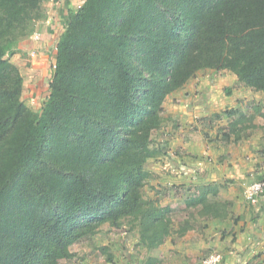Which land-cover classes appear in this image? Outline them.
<instances>
[{"label":"trees","instance_id":"obj_1","mask_svg":"<svg viewBox=\"0 0 264 264\" xmlns=\"http://www.w3.org/2000/svg\"><path fill=\"white\" fill-rule=\"evenodd\" d=\"M41 3L0 0V264H59L104 224L125 221L150 250L226 218L224 183L195 184L175 211L146 197V162L159 154L151 135L166 119V97L197 71L228 70L264 92V0H83L60 28L35 111L9 56L42 17ZM252 106L264 128L262 105ZM223 113V138L253 132L242 109ZM141 264L159 262L149 255Z\"/></svg>","mask_w":264,"mask_h":264},{"label":"rangeland","instance_id":"obj_2","mask_svg":"<svg viewBox=\"0 0 264 264\" xmlns=\"http://www.w3.org/2000/svg\"><path fill=\"white\" fill-rule=\"evenodd\" d=\"M82 1L42 0V17L30 21L27 35L21 39L16 50L9 56L10 61L18 67L23 77L21 98L28 107L35 111H40L46 100L48 82L54 68L53 53L56 51L60 28H63L67 23L69 13L76 10ZM49 29H57V32L50 34ZM35 34H37V38H34ZM232 75L228 71L212 70L203 74V77L209 80H213L214 77H218L220 80L218 91L215 93L216 101L219 103L218 107L227 109L228 106L223 104L225 101L222 102V100L229 96L231 90L230 94L236 91L235 97H240L241 104L236 108L250 112L254 110L252 106V102H254L262 105L264 110V94L246 87L239 89L242 85L238 84L236 80L233 81ZM193 100L191 98V102ZM204 101L203 103H207V98ZM179 103L180 101L175 102L173 99L172 102L165 99L163 103V115L166 119L163 125L151 135V147L158 149L159 154L149 158L146 162L150 176L144 187L146 197L155 199L162 205L167 202L171 203L175 208H179V205L183 206L179 201L181 197L185 196V193L194 192L195 184L191 182V175L203 174L201 157H205V155L199 154L200 149L197 151L202 146L201 139L207 144L212 143L218 139L216 136L218 130L223 132L227 125L223 120V117L226 116L223 113L225 109L221 111L219 117L205 118L203 122L200 120L204 116L200 114L193 117V121L190 122H185L184 119L178 120L174 117V113H177L178 118L182 117L179 116L181 113L178 110ZM189 105L190 102L185 106ZM259 117V115L255 117V121L259 120ZM220 118L222 119L220 120ZM226 119L228 120V118ZM221 139L225 141V138ZM230 149L232 152L235 151L234 147L228 148V146L222 151L226 152ZM218 153V151H214V155H221ZM208 157L206 160L211 163L212 161ZM179 176L182 177L180 180L182 182L176 180L179 179ZM252 180L253 178L248 176L246 180L240 181V185H237L236 192L242 193L243 198V185L252 182ZM224 185L227 187V180L224 181ZM220 196L218 195L220 198L224 197ZM101 247H104L105 250H102ZM70 248L73 256L70 259L60 260L59 264H123L124 262L141 264L146 261L150 252V250L137 245V235L134 231L132 233L128 231L125 221L121 227L104 224L94 235L75 242ZM109 256L112 260L108 259ZM162 262L159 264L166 263V261Z\"/></svg>","mask_w":264,"mask_h":264},{"label":"crops","instance_id":"obj_3","mask_svg":"<svg viewBox=\"0 0 264 264\" xmlns=\"http://www.w3.org/2000/svg\"><path fill=\"white\" fill-rule=\"evenodd\" d=\"M56 32L57 29H49L50 34ZM208 70L211 69L197 71L182 88L173 91L166 97V101L172 102V99L175 102L180 101L178 110L181 112L179 116L182 117L178 118L177 113H174L176 119H184L185 122H190L193 117H197L200 114L204 116L200 120V122H203L205 118L212 119L213 114H221V111L225 109L218 107L219 103L215 98V93L218 91L219 78L214 77L213 80H209L203 77V74ZM221 71L225 72L228 70H219V72ZM231 77L233 81L236 80L234 74ZM244 87L246 86L242 85L239 89ZM246 88L252 90L249 87ZM230 92L229 96L222 100V102L225 101L223 104L228 106L227 109L235 108L241 104L240 97H235L237 95L236 91L231 94ZM255 92L264 94L261 91ZM191 98L194 99L192 102ZM206 98L207 103H203ZM189 102L190 105L188 107L185 106ZM262 111L264 112L263 108ZM182 113L183 115H181ZM244 113L253 116V132L237 141L233 137L225 139V141L224 139L222 140L219 130L216 135L218 139L212 143L207 144L202 142L201 139L200 144L202 146L197 151L200 149L198 151L199 154L205 155V157H201L203 174L196 173L191 175L190 178L194 184L209 182L223 184L227 180L229 186L227 185L226 187L223 184L218 190V195H223V199H227L231 203L228 216L224 219L210 218L204 221V227L201 230L190 229L182 236H177L176 233L169 235L161 245L150 249L149 255L155 257L159 263L166 261L169 264H201V260L207 254L217 251L222 256L221 264H264V195L253 204L245 200L242 197V193L236 192L237 185H240V181L246 180L248 176L253 178L252 181L264 178L263 119L259 117V120L255 121V117L258 115L254 113V110ZM226 116L223 117L225 123L231 119V117ZM220 120L218 119V121ZM227 146L228 148L234 147L235 151L232 152V149L226 152L222 151ZM214 151H218V154L221 153L222 156L214 155ZM207 157L210 158L211 163L207 162ZM217 161L219 162L218 164L216 163ZM181 178L179 176V179L176 180L182 182L180 181L182 180ZM247 184L244 185L246 186ZM244 185L243 188L245 187ZM186 195L187 193H185L184 197ZM184 197H181L179 201L183 206ZM167 204L174 211L176 210L171 203L167 202L163 205ZM173 222L176 221L173 220ZM123 264H127V262Z\"/></svg>","mask_w":264,"mask_h":264},{"label":"built area","instance_id":"obj_4","mask_svg":"<svg viewBox=\"0 0 264 264\" xmlns=\"http://www.w3.org/2000/svg\"><path fill=\"white\" fill-rule=\"evenodd\" d=\"M37 38V34L34 35V38ZM264 195V178L254 180L243 189L244 198L250 203L255 204L261 196ZM222 256L217 251H212L207 254L202 260L201 264H221Z\"/></svg>","mask_w":264,"mask_h":264}]
</instances>
